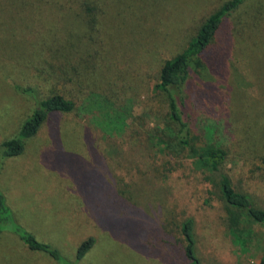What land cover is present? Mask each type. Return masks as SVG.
<instances>
[{"label":"rangeland","instance_id":"374dc122","mask_svg":"<svg viewBox=\"0 0 264 264\" xmlns=\"http://www.w3.org/2000/svg\"><path fill=\"white\" fill-rule=\"evenodd\" d=\"M228 1L107 0L104 35L84 40L95 67L84 73L91 86L78 93V83L51 76L35 57L39 38L29 35L25 16L45 0H0V145L35 107L15 86L33 87L40 98L57 90L76 102L74 112L51 115L23 155L0 164V191L18 225L69 262L94 237L95 249L80 264H191L181 229L191 218L201 264H259L264 227L250 225L247 243L235 242L216 178L178 146L166 99L155 91L163 62ZM211 50L194 66L192 116L205 140L228 151L224 171L235 190L264 209V0H246ZM164 132L158 145L154 138ZM114 190L141 210V231L122 242L90 209L109 203ZM0 264L56 263L6 230Z\"/></svg>","mask_w":264,"mask_h":264},{"label":"trees","instance_id":"16d2710c","mask_svg":"<svg viewBox=\"0 0 264 264\" xmlns=\"http://www.w3.org/2000/svg\"><path fill=\"white\" fill-rule=\"evenodd\" d=\"M245 1L229 0L210 15L201 24L195 36L188 41L186 47L173 58L163 62L155 85V91L162 94L168 104L170 130L178 146L189 152L194 164L211 171L216 178L227 212L228 227L235 242L241 245H245L248 238H251L250 225L260 224L264 227V209L258 208L249 194L235 190L231 178L224 171L228 151L215 141L213 143L205 140L198 133L195 116H192L193 106L196 105L193 101L192 91L195 88L192 86V77L195 64L200 60L206 61L225 22ZM106 4L107 0H45L43 5L32 8L25 16L26 19L30 18L29 35L34 36L32 39L36 41L39 38L36 47L38 54L35 57L40 59L39 62L45 63L51 76L58 75L61 80L63 76L67 83H78V93L91 86L84 78L86 73L94 74L95 67L90 70L87 57H92L91 47L85 45L84 40L95 41L104 35L100 25L101 15L103 14V19L105 17ZM94 81L96 84L99 82ZM15 89L30 98L35 107L14 137L1 143L0 164L7 159L23 155L27 142L38 134L51 115L70 114L76 110L74 98L60 91L52 90L47 97L40 98L33 87L15 86ZM199 95L200 91L195 95V99ZM165 134L166 132L155 136L154 141L158 145L164 144ZM94 171L97 169L89 171V176H92L91 173ZM113 195L109 203L97 202L98 204L92 207L88 205L95 217L94 221L98 215L103 219L100 227L111 232L113 237L122 242V238L125 235L130 237L129 233L136 228L137 231H141L138 228L141 223L139 219L141 210L117 195L115 190ZM194 225L195 222L191 218L182 224L184 251L191 264H201L196 253ZM124 227H127V231ZM6 230L15 234L30 251L43 253L56 264H80L97 243L94 237L86 239L77 247L75 259L67 261L60 249L50 243L39 241L16 223L6 197L0 191V234ZM259 264H264V257Z\"/></svg>","mask_w":264,"mask_h":264}]
</instances>
